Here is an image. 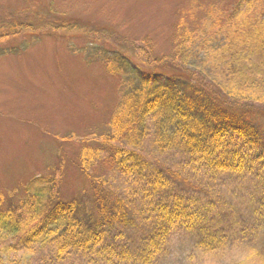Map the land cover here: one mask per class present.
Masks as SVG:
<instances>
[{
  "label": "trees",
  "instance_id": "16d2710c",
  "mask_svg": "<svg viewBox=\"0 0 264 264\" xmlns=\"http://www.w3.org/2000/svg\"><path fill=\"white\" fill-rule=\"evenodd\" d=\"M223 21L221 38L191 31L201 56L191 69L178 63L180 69L171 72L156 64L159 70L149 72L125 56L109 60L103 54L109 71L121 76L103 148L116 170L142 182L149 199L133 207L125 199L101 196L107 192L96 188L92 210L88 199L61 200L53 179L17 202L0 196V264H30L33 253L44 264H153L173 235L189 237L203 252L217 241L234 236L244 242L254 235V249L264 261V220L258 218L264 210V151L257 132L240 114L255 104L264 106V0H239ZM55 24L53 30L75 27L103 36L98 28L80 30L67 20ZM216 26L217 18L210 29ZM210 61L206 76L203 69ZM118 139L129 144L150 140L159 154L171 153L183 163L174 169L152 164L116 145ZM242 141L249 144H243L246 150ZM80 160L79 169L87 173L95 157ZM190 170L201 178L228 174L241 184L249 175L255 183L252 196L229 205L204 201ZM191 181L193 186H184ZM137 229L133 241L124 233Z\"/></svg>",
  "mask_w": 264,
  "mask_h": 264
},
{
  "label": "rangeland",
  "instance_id": "374dc122",
  "mask_svg": "<svg viewBox=\"0 0 264 264\" xmlns=\"http://www.w3.org/2000/svg\"><path fill=\"white\" fill-rule=\"evenodd\" d=\"M238 1L0 0V35L5 36L0 39V196L17 202L53 179L61 200L88 199L92 210L96 188L107 192L101 196L125 199L133 207L148 200L142 182L116 170L103 148L121 92V76L109 71L103 54L109 60L125 56L149 72L159 70L156 64L171 72L179 64L191 69L201 60L191 31L221 38L223 20ZM215 18L217 26L210 29ZM56 20L58 26L67 20L80 30L98 28L103 36H89L75 27L53 30ZM207 70H212L211 61L203 69L206 76ZM240 114L257 132L264 151V106L255 104ZM118 144L152 164L174 169L182 161L171 153L159 154L147 139L137 144L118 139ZM240 144L245 150L243 144L249 146ZM81 156L95 157L87 173L79 169ZM189 172L204 201L229 205L252 196L255 183L249 175L241 184L224 173L201 178L197 170ZM192 181L184 186H193ZM258 218L264 220V210ZM124 233L133 241L139 230ZM253 236L244 242L232 236L203 252L189 237L173 235L153 264H264ZM42 262L36 253L29 259L30 264Z\"/></svg>",
  "mask_w": 264,
  "mask_h": 264
}]
</instances>
